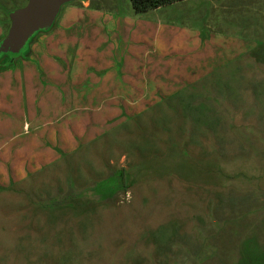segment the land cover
Wrapping results in <instances>:
<instances>
[{
  "label": "rangeland",
  "instance_id": "1",
  "mask_svg": "<svg viewBox=\"0 0 264 264\" xmlns=\"http://www.w3.org/2000/svg\"><path fill=\"white\" fill-rule=\"evenodd\" d=\"M27 1L0 0V41ZM215 1L74 0L0 53L29 70L0 87L8 146L48 138L43 166L0 183V264H264V0ZM190 32L205 58L183 63L171 51Z\"/></svg>",
  "mask_w": 264,
  "mask_h": 264
},
{
  "label": "crops",
  "instance_id": "2",
  "mask_svg": "<svg viewBox=\"0 0 264 264\" xmlns=\"http://www.w3.org/2000/svg\"><path fill=\"white\" fill-rule=\"evenodd\" d=\"M181 1H183V0H181ZM213 1H215V0H213ZM238 2L248 3V0H235V4H237ZM171 4H173V3H171ZM171 4H168V5H171ZM214 4H215V6H217L216 1L214 2ZM161 7H164V6H161ZM158 8H160V7H158ZM155 9H157V8H155ZM152 10H154V9H152ZM225 13H227V11H225ZM211 19H215V16H213ZM186 34H188V33H186ZM190 35H191V37L186 35V38H184L181 36V34H177V37H176L177 41L175 44L178 45L177 50H179V51H174L175 46H173V50L171 51L173 53V56H177V57H180V59H183V63L185 62V59H189L193 56L198 58V59L199 58H205L203 56V52H200L199 50H200L201 46L203 45L202 42H204V40L206 38L205 37L200 38V33H198V32H190ZM164 40H165V44L164 45L161 44V47L163 48V50L169 51L171 49V46H172L171 39L168 36H165ZM192 40H194L193 46L190 47L189 42ZM191 49L193 51H196L197 53L192 55L190 52H188V50H191ZM2 66L3 67L0 68V87H2V88H6L5 86L9 85L11 80H14L17 83H20L22 80H19V76L22 77L23 75L29 73V70L25 69V68H20L19 72L17 73L15 70L16 68L12 67L9 63L6 65H2ZM179 74H183V75H179V77L185 76L184 75L185 73H183V72H181ZM12 75H15L14 79H12ZM170 76L174 77L175 75L171 74ZM26 77H27L26 83H30L31 82L30 75L26 76ZM175 78H176V76H175ZM95 82L99 83L98 80H96ZM163 84L164 83L162 81H159V82H156V84H154V85H145L146 88H143L141 90H137L136 88L131 86L128 89L127 93H130V91H134V93H133L134 98L130 99L127 96H124V105L115 102V99H114L113 103H112V100L110 101V103H111L110 106L112 105L111 107H119V108H123V109L126 108L127 106L137 107L138 105H140L143 102V100L145 98L150 97V95L147 94V91H151V93H152L154 91H159V90H168V88L165 89V86H163ZM29 85L30 84L26 85L27 91H29L28 90ZM143 91H145V93ZM127 93H126V95H128ZM137 93H139V94H137ZM151 93H149V94H151ZM28 94H30V91L28 92ZM20 98H21V96H20ZM138 101H141V102L139 103ZM110 106H109V108H110ZM24 108L25 107L21 108L22 110L20 112L23 115L25 114ZM109 108L107 109L108 112H109ZM97 111H100V109H97ZM107 111L104 110L103 115L99 114L98 112H97V114L95 113L94 115H97V116L100 115L102 118L108 114ZM95 117L96 116H94V118ZM3 121L4 120H0V132H3V128L6 125V128H4V132L9 131L8 132L9 135H6V137H8V139H6L4 137V135L2 137L1 133H0V183H1V185L2 184L6 185V184L10 183L11 181H14V182L18 181V179L23 177L26 173H30L31 171H35L37 168L43 166L47 162V158H46L47 150L46 149H47L48 138H46V136L44 134L45 137H40V138L37 137V139H34V135H32V136H30L31 146H28L30 144L27 145L26 143L28 142L29 138H25L26 137L25 136L23 138V140H19V141L13 140V144H12L13 148L9 147L8 145L11 143V142L9 143V141H10V138L12 136L10 133V129H9V127H11V124L7 123V122L3 123ZM25 126L26 125H24V127ZM38 129H39V127L36 129V131ZM25 135H28V133ZM37 135L39 136V133ZM32 140L34 142L33 145H32ZM43 140H44V144H43ZM5 142H7V143L5 144ZM23 147H25L26 150H24ZM9 172H11L12 175H9Z\"/></svg>",
  "mask_w": 264,
  "mask_h": 264
},
{
  "label": "water",
  "instance_id": "3",
  "mask_svg": "<svg viewBox=\"0 0 264 264\" xmlns=\"http://www.w3.org/2000/svg\"><path fill=\"white\" fill-rule=\"evenodd\" d=\"M74 0H28L26 5L10 12V26L0 41V53L16 56L39 30H47L61 6Z\"/></svg>",
  "mask_w": 264,
  "mask_h": 264
},
{
  "label": "trees",
  "instance_id": "4",
  "mask_svg": "<svg viewBox=\"0 0 264 264\" xmlns=\"http://www.w3.org/2000/svg\"><path fill=\"white\" fill-rule=\"evenodd\" d=\"M177 1H181V0H130V3H131V6L135 12L141 13V12H146L148 10L155 9V8H158L161 6H165V5L177 2ZM1 54H3V53H1ZM9 54H11V53H9ZM155 163H156L155 158H152V159L146 160L144 162H141L136 167V169H137V171H140V170L148 171V170L152 169V167L155 165ZM167 172H171V171L169 169H166L163 173H167ZM172 172L176 173L177 175H181V176H185L186 174H189V173L194 175V173H195V171H190V170H186V169H182V168L178 169V167H176V170H173Z\"/></svg>",
  "mask_w": 264,
  "mask_h": 264
}]
</instances>
